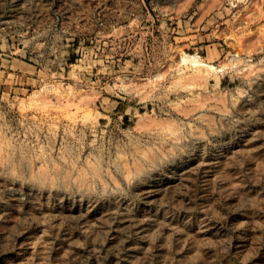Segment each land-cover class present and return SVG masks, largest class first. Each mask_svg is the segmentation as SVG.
I'll list each match as a JSON object with an SVG mask.
<instances>
[{
	"label": "rangeland",
	"instance_id": "374dc122",
	"mask_svg": "<svg viewBox=\"0 0 264 264\" xmlns=\"http://www.w3.org/2000/svg\"><path fill=\"white\" fill-rule=\"evenodd\" d=\"M0 168V264H264V0H0Z\"/></svg>",
	"mask_w": 264,
	"mask_h": 264
},
{
	"label": "bare ground",
	"instance_id": "6f19581e",
	"mask_svg": "<svg viewBox=\"0 0 264 264\" xmlns=\"http://www.w3.org/2000/svg\"><path fill=\"white\" fill-rule=\"evenodd\" d=\"M189 58H190V55H189ZM189 58H188V56H183V60H185V61H186L187 59H189ZM191 58H192V56H191ZM191 58H190V59H191ZM195 58H196V57H195ZM193 59H194V58H193ZM197 60H198V59H197ZM197 60H194V63L196 64V66H197L198 63H200L201 65H205V66H207V68L209 67V68H211V69H214V66H213V65L206 64V63L201 62V61L199 62V61H197ZM191 61L193 62L192 59H191ZM213 73H214V72H213ZM70 120H71V119H70ZM73 120H75V119L72 118V121H73ZM92 122H93V121H92ZM96 122H97V121H96ZM90 125H91V124H90ZM180 139H181V138H180ZM175 143H176V142H175ZM10 144H11V143H10ZM177 145H180V144H177ZM8 146L10 147V145H8ZM172 146H173V145H172ZM181 146H182V145H181ZM10 148H11V147H10ZM173 148H174V147H173ZM10 150H11V149H10ZM40 153H41V152H40ZM141 154H142V153H141ZM61 155H62V154H61ZM139 155H140V154H139ZM41 156H42V155H41ZM41 156H40V158H41ZM62 156H63V155H62ZM136 156H137V155H136ZM166 157H167V156H166ZM62 158H63V157H62ZM65 158H66V157H65ZM132 158H133V157H132ZM44 159H45V158H44ZM59 159H61V157H60ZM138 159H140V157H139ZM142 159L145 160V158H142ZM156 159H157V158H156ZM67 160H68V159H67ZM151 160H152V161H151ZM151 160H150L149 162H153L154 159H151ZM158 160H159V159H158ZM68 161H69V160H68ZM62 162H64V161H62ZM135 162H136V161H135ZM144 162H145V161H144ZM149 162H148V163H149ZM155 162H156V161H155ZM71 163H72V162H71ZM145 163H146V162H145ZM6 164H7V163H6ZM69 164H70V162H69ZM115 164H116V162H115ZM133 164H134V163H133ZM142 164H144V163H141V166H142ZM146 164H147V163H146ZM149 164H150V163H149ZM149 164H147V168H149V167H148ZM152 164H153V163H152ZM152 164L150 165L151 167L154 165V164H153V165H152ZM1 165H2V164H1ZM4 165H5V164H4ZM7 165H8V164H7ZM7 165H6V166H7ZM46 165H47V164H46ZM64 165H65V163H64ZM40 166H41V165H40ZM75 166H76V165H75ZM128 166H129V165H128ZM130 166H131V165H130ZM3 167H4V166H3ZM48 167H49V165H48ZM138 167H139V166H138ZM144 167H145V166H144ZM5 168H6V167H5ZM69 168H70V167H69ZM113 168H114V167H113ZM115 168H116V167H115ZM117 168H118V167H117ZM124 168H125V167H124ZM132 168H133V167H131V169H132ZM135 168H136V167H135ZM141 168H142V167H141ZM50 169H51V168H50ZM53 169H54V168H52V170H53ZM71 169H73V168L71 167ZM126 169H127V168H126ZM129 169H130V167H129ZM152 169H153V168H152ZM0 170H1V168H0ZM74 170H76V169H74ZM114 170H115V169H114ZM133 170H134V169H133ZM150 170H151V169H150ZM150 170H149V171H150ZM7 171H9V170H7ZM39 171H40V170H39ZM109 171H110V170H109ZM118 171H119V170H118ZM128 171H130V170H128ZM128 171H127V172H128ZM136 171H137V170H136ZM51 172H52V171H51ZM54 172H55V171H53V173H54ZM56 172H59V171H56ZM56 172H55V173H56ZM72 172H73V171H72ZM106 172H107V171H106ZM120 172H122V171H120ZM124 172H125V171H124ZM141 172H142V171H141ZM155 172H156V171H155ZM44 173H45V172L43 171V174H44ZM49 173H50V172H48V173L46 172V174H49ZM53 173H52V174H53ZM108 173H109V172H108ZM108 173H107V174H108ZM116 173H118V172H116ZM128 173H129V172H128ZM131 173H132V172H131ZM144 173H145V172H144ZM37 174L39 175L40 173H37ZM37 174H36V175H37ZM41 174H42V173H41ZM46 174H45V177H46ZM57 174H58V173H57ZM59 174H60V173H59ZM84 174H85V173L83 172V176L86 175V174H85V175H84ZM90 174L93 175L92 172H91ZM102 174H103V173H102ZM107 174H106V175H107ZM111 174H112V173H111ZM126 174H127V173H126ZM126 174H125V175H126ZM141 174H142V173H141ZM141 174H139V176H140ZM145 174H146V173H145ZM176 174H178V173H176ZM74 175H75V174H74ZM74 175H72V177H73ZM78 175H79V174H78ZM92 175H91V176H92ZM99 175H100V174H99ZM99 175L97 176V178L99 177ZM112 175H113V174H112ZM112 175H111V176H112ZM118 175H119V173H118ZM120 175H121V177H122L123 174L120 173ZM127 175H128V174H127ZM127 175H126V176H127ZM133 175H134V173H133ZM42 176H43V175H42ZM54 176L57 177L56 175H54ZM54 176H53V177H54ZM80 176H81V174H80ZM89 176H90V175H89ZM95 176H96V175H95ZM95 176H94V177H95ZM113 176H115V175H113ZM131 176H132V174H131ZM135 176H137V178H138V175L135 174ZM34 177H35V176H34ZM38 177H39V176H38ZM49 177H50V175H49ZM67 177H68V176H67ZM77 177H78V176H77ZM100 177H102V176L100 175ZM105 177H106V176H105ZM117 177H118V176H117ZM133 177H134V176H133ZM144 177H145V176H144ZM181 177H182V175H181ZM41 178H43V177H41ZM50 178L52 179V176H51ZM61 178H62V177H61ZM68 178H69V177H68ZM78 178H79V177H78ZM82 178H83V177H82ZM102 178H104V177H102ZM114 178H116V177H114ZM122 178H123V177H122ZM182 178H183V177H182ZM37 179H38V178H37ZM39 179H40V178H39ZM47 179H49V178H47ZM51 179H50V180H51ZM79 179H80V178H79ZM91 179H95L94 182H96V178H91ZM100 179H101V178H100ZM104 179H105V178H104ZM130 179H131V178H130ZM130 179H129V180H130ZM178 179H179V178H178ZM56 180H57V179H56ZM62 180L65 181L64 179H62ZM62 180H61V181H62ZM71 180H72V179H71ZM80 180H81V179H80ZM84 180H85V179H84ZM125 180H127V179H125ZM35 181H37V180H35ZM53 181H54V180H53ZM72 181H74V180H72ZM77 181H79V180H77ZM88 181H90V180H88ZM91 181H92V180H91ZM97 181H98V180H97ZM104 181H105V180H104ZM110 181H111V180H110ZM110 181H109V183H110ZM113 181H114V180H113ZM113 181H112V182H113ZM40 182H41V181H40ZM40 182H39V183H40ZM79 182H80V181H79ZM82 182H83V181H82ZM92 182H93V181H92ZM92 182H91V183H92ZM94 182H93V183H94ZM99 182H100V180H99ZM107 182H108V181H107ZM116 182H117V181H116ZM126 182H127V181H126ZM136 182H137V181H136ZM136 182H135V183H136ZM45 183H46V182H45ZM45 183H44V185H45ZM49 183H50V181H49ZM52 183H53V182H52ZM60 183H61V182H60ZM89 183H90V182H89ZM113 183H114V182H113ZM129 183H130V182H129ZM137 183H138V182H137ZM58 184H59V183H58ZM61 184H63V183H61ZM64 184H65V182H64ZM86 184H88V183L86 182ZM101 184H103V181H102ZM106 184H107V183H106ZM116 184H117V183H116ZM116 184H114V185H116ZM127 184H128V183H127ZM49 185H50V184H49ZM81 185H82V184H81ZM83 185H84V184H83ZM91 185H92V184H91ZM108 185H109V184H108ZM118 185H120V184L118 183ZM122 185H123V184H122ZM129 185H131V184H129ZM135 185H136V184H135ZM39 186H40V185H39ZM46 186H47V185H46ZM63 186H65V185H63ZM73 186H74V185H73ZM75 186H76V185H75ZM77 186H78V185H77ZM84 186H85V185H84ZM105 186H106V185H105ZM137 186H139V185H137ZM53 187H54V186H53ZM80 187H81V186H80ZM80 187L78 186V188H80ZM82 187H83V186H82ZM86 187H87V186H86ZM86 187H85V189H86ZM103 187H104V184H103ZM107 187H108V186H107ZM117 187H118V186H117ZM129 187H130V186H129ZM57 188H58V187H57ZM94 188H95V187H94ZM105 188H106V187H105ZM105 188H101L102 191H103V189H105ZM157 188H158V187H157ZM83 189H84V188H83ZM87 189H91L90 186H89V188L87 187ZM106 189H107V188H106ZM106 189H105V190H106ZM119 190H120V189H119ZM148 190H149V189H148ZM74 191H75V190H74ZM78 191H79V190H78ZM83 191H84V190H83ZM86 191H87V190H86ZM121 191H122V190H121ZM140 191H141V190H140ZM149 191H151V190H149ZM137 192H138V191H137ZM141 192H142V191H141ZM81 193H82V192H81ZM115 193H117V192H115ZM152 194H154V193H152ZM147 197H148V196H147ZM154 197H155V196H154ZM82 216H84V215H82ZM127 216H128V215H127ZM135 216H136V215H135ZM132 217H133V216H132ZM138 217H139V216H138ZM143 217H144V216H143ZM125 218H126V217H125ZM135 218H136V217H135ZM141 219H143V218H141ZM123 220H124V219H123ZM134 220H135V219H134ZM136 221H138V220H136ZM144 221H145V220H144ZM156 221H157V220H156ZM159 221H160V220H159ZM127 222H128V221H127ZM130 222H131V221H130ZM154 222H155V221H154ZM162 222H163V221H162ZM125 223H126V222H125ZM133 223H134V222H133ZM140 223H141V221H140ZM155 224H156V223H155ZM157 224H160V222L157 223ZM124 225H125V224H124ZM129 225H132V224H129ZM136 225H138V224H136ZM126 226H127V225H126ZM124 227H125V226H124ZM134 227H135V226H134ZM125 228H127V227H125ZM128 228H129V226H128ZM128 228H127V229H128ZM132 228H133V227H132ZM128 230H129V229H128Z\"/></svg>",
	"mask_w": 264,
	"mask_h": 264
},
{
	"label": "built area",
	"instance_id": "2783aa9c",
	"mask_svg": "<svg viewBox=\"0 0 264 264\" xmlns=\"http://www.w3.org/2000/svg\"><path fill=\"white\" fill-rule=\"evenodd\" d=\"M2 30H5V27H2L1 28ZM22 48H25V45H23V47ZM21 58H23V60H27L28 59V56H27V51H25V53H24V55L23 56H21ZM30 59V58H29ZM61 69V68H60Z\"/></svg>",
	"mask_w": 264,
	"mask_h": 264
}]
</instances>
